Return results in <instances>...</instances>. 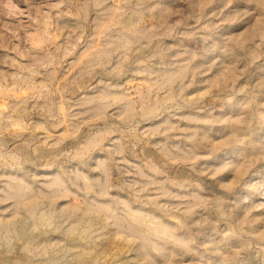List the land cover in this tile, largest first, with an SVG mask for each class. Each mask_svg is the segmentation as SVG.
Listing matches in <instances>:
<instances>
[{
    "label": "rangeland",
    "instance_id": "1",
    "mask_svg": "<svg viewBox=\"0 0 264 264\" xmlns=\"http://www.w3.org/2000/svg\"><path fill=\"white\" fill-rule=\"evenodd\" d=\"M0 264H264V0H0Z\"/></svg>",
    "mask_w": 264,
    "mask_h": 264
}]
</instances>
